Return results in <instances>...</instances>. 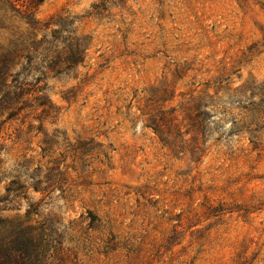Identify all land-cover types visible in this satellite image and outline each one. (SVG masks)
Returning <instances> with one entry per match:
<instances>
[{
    "label": "rangeland",
    "instance_id": "374dc122",
    "mask_svg": "<svg viewBox=\"0 0 264 264\" xmlns=\"http://www.w3.org/2000/svg\"><path fill=\"white\" fill-rule=\"evenodd\" d=\"M10 3L37 40L88 45L71 72H23L28 107L0 112V217L36 229L45 264H264V129L257 149L232 134L228 93L264 82V0ZM8 6L4 25L28 35ZM10 39L0 30V48ZM218 92L194 160L191 101Z\"/></svg>",
    "mask_w": 264,
    "mask_h": 264
},
{
    "label": "trees",
    "instance_id": "16d2710c",
    "mask_svg": "<svg viewBox=\"0 0 264 264\" xmlns=\"http://www.w3.org/2000/svg\"><path fill=\"white\" fill-rule=\"evenodd\" d=\"M8 3V7L21 15V20L28 26V35L17 34L15 29L4 25L5 13L1 14L0 8V30H7L11 33L8 47L0 48V112L8 113V120L20 115L28 107L29 97L35 93L34 89L21 79L23 72L35 70L39 67L43 72L40 74L45 78L47 72L54 75H62L71 72L84 63L85 54L88 48L83 39L69 33L67 38L59 36V30L51 31L50 35H44L41 39L35 38V32L39 30L40 22L35 20V16L29 8L17 11L11 5L10 0H0ZM32 7L38 6L44 0H30ZM106 0H100V4L94 5V9L105 6ZM50 22L43 25L45 30L50 26ZM17 69V70H16ZM38 83L41 81L37 78ZM231 92V93H230ZM232 96V109L235 117L231 120L233 128L232 134L248 135L249 143L258 148L261 141L260 132L264 129V82H251L243 84L236 89L228 90ZM218 93L214 95H204L191 101L189 124L183 137H190L182 142L193 146L190 151L192 159L197 160L204 153L202 147L207 143L205 138V123L207 119L214 118V113L222 108L221 103H217ZM45 97L34 99L37 109H41L42 116H50L55 113L54 108L45 102ZM206 101V104H202ZM160 135H165L159 129ZM219 138L217 142H219ZM165 146L171 144L161 138ZM14 184V183H12ZM13 191H11L12 193ZM36 231L33 227H25L21 224L12 226V222L0 217V264H45L47 244L42 247L38 243ZM42 242H46L43 240Z\"/></svg>",
    "mask_w": 264,
    "mask_h": 264
}]
</instances>
